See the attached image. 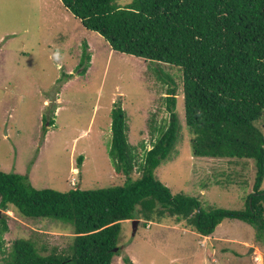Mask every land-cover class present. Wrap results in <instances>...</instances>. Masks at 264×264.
<instances>
[{
	"label": "rangeland",
	"instance_id": "obj_1",
	"mask_svg": "<svg viewBox=\"0 0 264 264\" xmlns=\"http://www.w3.org/2000/svg\"><path fill=\"white\" fill-rule=\"evenodd\" d=\"M169 84L175 88L181 129L155 176L172 193L197 197L204 210L245 209L254 161L192 156L180 67L112 49L60 0H0V170L26 176L35 188L63 192L74 185L122 184L125 177L116 173L108 153L112 103L120 100L127 140L142 153L159 135L151 130L167 125ZM257 125L264 133V116ZM139 175L136 169L131 177ZM3 213L5 247L20 237L43 244L46 252L71 242V227L60 221L1 209L0 218ZM118 245L120 254L111 264H124V255L134 264H264V227L239 219H223L207 236L171 218L140 219L135 231L132 219L125 220Z\"/></svg>",
	"mask_w": 264,
	"mask_h": 264
},
{
	"label": "trees",
	"instance_id": "obj_2",
	"mask_svg": "<svg viewBox=\"0 0 264 264\" xmlns=\"http://www.w3.org/2000/svg\"><path fill=\"white\" fill-rule=\"evenodd\" d=\"M88 30L122 53L182 69L184 126L195 158L252 159L253 190L245 209L204 210L199 199L172 193L155 170L171 154L181 125L175 88L169 84L166 127L142 153L127 140L120 100L110 110L109 156L122 184L68 191L35 188L27 177L0 170V209L30 219H52L71 227L67 248L46 252L31 238L5 247L0 218V264H111L120 254L121 222L173 219L207 236L225 218L264 227V0H60ZM83 52L82 58L89 61ZM86 60V61H87ZM85 68V67H84ZM85 71V69H84ZM163 80L167 77L163 76ZM166 78V79H165ZM82 156L78 158L81 164ZM140 175L133 179L134 170ZM114 248H117L114 251ZM124 264H134L122 256Z\"/></svg>",
	"mask_w": 264,
	"mask_h": 264
},
{
	"label": "water",
	"instance_id": "obj_3",
	"mask_svg": "<svg viewBox=\"0 0 264 264\" xmlns=\"http://www.w3.org/2000/svg\"><path fill=\"white\" fill-rule=\"evenodd\" d=\"M138 221L139 220H137V219H133L132 220V226H133V231H135L136 230V227H137V223H138ZM121 249V248H120ZM117 250V248H114V251H116ZM251 251V250H250Z\"/></svg>",
	"mask_w": 264,
	"mask_h": 264
},
{
	"label": "bare ground",
	"instance_id": "obj_4",
	"mask_svg": "<svg viewBox=\"0 0 264 264\" xmlns=\"http://www.w3.org/2000/svg\"><path fill=\"white\" fill-rule=\"evenodd\" d=\"M259 257H260V256H258V258H257V259H259Z\"/></svg>",
	"mask_w": 264,
	"mask_h": 264
},
{
	"label": "clouds",
	"instance_id": "obj_5",
	"mask_svg": "<svg viewBox=\"0 0 264 264\" xmlns=\"http://www.w3.org/2000/svg\"><path fill=\"white\" fill-rule=\"evenodd\" d=\"M139 222V221H138ZM148 225V224H147Z\"/></svg>",
	"mask_w": 264,
	"mask_h": 264
}]
</instances>
